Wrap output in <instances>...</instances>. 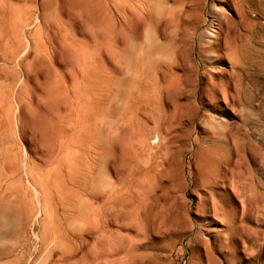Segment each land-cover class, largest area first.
I'll return each mask as SVG.
<instances>
[{"label":"rangeland","instance_id":"374dc122","mask_svg":"<svg viewBox=\"0 0 264 264\" xmlns=\"http://www.w3.org/2000/svg\"><path fill=\"white\" fill-rule=\"evenodd\" d=\"M0 264H264V0H0Z\"/></svg>","mask_w":264,"mask_h":264},{"label":"bare ground","instance_id":"6f19581e","mask_svg":"<svg viewBox=\"0 0 264 264\" xmlns=\"http://www.w3.org/2000/svg\"><path fill=\"white\" fill-rule=\"evenodd\" d=\"M244 47H245V46H244ZM250 47H251V46H250ZM245 49H249V48H247V46H246ZM249 50H251V49H249ZM252 50H254V49H252ZM252 50H251V51H252ZM247 52H248V51H247ZM245 53H246V50L244 51V54H245ZM253 53H254V51H253ZM241 55H243V54H241ZM241 55H239V57H238L237 59H239V60H241V59L248 60V58H246V57L244 58L245 55L242 56V57H241ZM250 55H251V54H250ZM255 55H256V54H255ZM246 56H247V55H246ZM253 57H254V56H253ZM249 60H250V58H249ZM253 60H254V59H253ZM252 62H254V61H252ZM248 64H249V63H248ZM252 64H255V62L252 63Z\"/></svg>","mask_w":264,"mask_h":264}]
</instances>
